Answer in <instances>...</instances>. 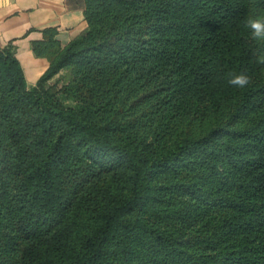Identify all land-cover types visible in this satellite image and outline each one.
<instances>
[{
    "label": "trees",
    "instance_id": "trees-1",
    "mask_svg": "<svg viewBox=\"0 0 264 264\" xmlns=\"http://www.w3.org/2000/svg\"><path fill=\"white\" fill-rule=\"evenodd\" d=\"M67 1L36 84L0 47V264H264V0Z\"/></svg>",
    "mask_w": 264,
    "mask_h": 264
},
{
    "label": "crops",
    "instance_id": "crops-1",
    "mask_svg": "<svg viewBox=\"0 0 264 264\" xmlns=\"http://www.w3.org/2000/svg\"><path fill=\"white\" fill-rule=\"evenodd\" d=\"M81 3L67 0H7L0 6V47L12 43L24 69L26 79L33 85L48 69L46 57H38L32 42L43 38V30L56 28L57 38L65 46L87 28Z\"/></svg>",
    "mask_w": 264,
    "mask_h": 264
},
{
    "label": "clouds",
    "instance_id": "clouds-1",
    "mask_svg": "<svg viewBox=\"0 0 264 264\" xmlns=\"http://www.w3.org/2000/svg\"><path fill=\"white\" fill-rule=\"evenodd\" d=\"M6 3L7 0H0V6ZM244 26L249 30L253 40H264V18L259 16L249 17L245 20ZM252 55L257 59V62L264 63V56H261L256 51H253ZM251 82L252 78L246 70H241L240 72L231 71L227 74V83L233 88L245 89Z\"/></svg>",
    "mask_w": 264,
    "mask_h": 264
}]
</instances>
